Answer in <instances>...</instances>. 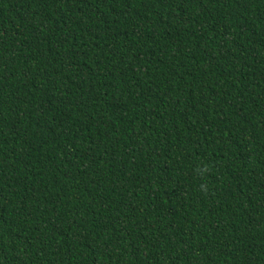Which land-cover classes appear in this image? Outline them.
<instances>
[{
  "label": "trees",
  "instance_id": "trees-1",
  "mask_svg": "<svg viewBox=\"0 0 264 264\" xmlns=\"http://www.w3.org/2000/svg\"><path fill=\"white\" fill-rule=\"evenodd\" d=\"M0 264H264V0H0Z\"/></svg>",
  "mask_w": 264,
  "mask_h": 264
}]
</instances>
